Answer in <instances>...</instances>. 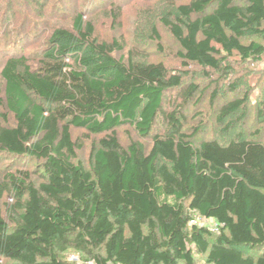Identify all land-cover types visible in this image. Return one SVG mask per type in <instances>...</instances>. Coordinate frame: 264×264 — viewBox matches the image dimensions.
<instances>
[{"label": "trees", "instance_id": "1", "mask_svg": "<svg viewBox=\"0 0 264 264\" xmlns=\"http://www.w3.org/2000/svg\"><path fill=\"white\" fill-rule=\"evenodd\" d=\"M180 58L220 70L232 59H264V0H189L175 21L162 20ZM120 41L100 42L82 14L55 29L37 65L24 56L4 63L0 157L33 159L32 173L0 175V264H264V144L235 139L200 145L184 132L181 111L167 114V132L150 150L124 148L115 130L153 131L164 94L182 79L163 63L125 62ZM73 59V61H71ZM189 89L188 96L197 92ZM244 105L229 103L224 118ZM107 134L94 164L77 163L71 128ZM15 203L4 215L5 195ZM194 213L220 226L191 224Z\"/></svg>", "mask_w": 264, "mask_h": 264}, {"label": "rangeland", "instance_id": "2", "mask_svg": "<svg viewBox=\"0 0 264 264\" xmlns=\"http://www.w3.org/2000/svg\"><path fill=\"white\" fill-rule=\"evenodd\" d=\"M189 0H0V94L4 95L5 82L1 69L10 57L24 56L30 65H37L50 48V38L55 29L72 28L76 15L82 14L91 21L100 42L120 41L124 51L116 54L125 62L163 63L171 74L182 79L180 88L164 94L161 110L153 131L142 137L133 125H124L115 130L121 145L127 148L139 143L150 150L154 137L167 132L166 116L182 109L184 132L199 133L194 142L214 140L227 144L235 139L253 140L264 144V59L260 62L229 60L220 70L202 69L184 64L180 58V46L162 20L175 21L176 8ZM252 40L261 41L258 38ZM73 61V59L71 60ZM197 86L190 98L189 89ZM244 101L236 112L221 118L224 108L232 102ZM2 119L12 122L7 109H0ZM76 144L77 163L91 170L99 141L107 134H93L85 128H71ZM28 171L32 180L42 182L40 162L6 160L0 157V175ZM15 203V198L5 195L1 205L6 209ZM198 224L202 219L197 213ZM207 227L213 228L210 220ZM197 264H207L195 253ZM72 263H82V257L70 253Z\"/></svg>", "mask_w": 264, "mask_h": 264}, {"label": "built area", "instance_id": "3", "mask_svg": "<svg viewBox=\"0 0 264 264\" xmlns=\"http://www.w3.org/2000/svg\"><path fill=\"white\" fill-rule=\"evenodd\" d=\"M210 221V220H207V219H204L202 218V223L201 224H198L196 219L195 220H192L191 221V224H195V225H198V226H201V227H207L206 223ZM209 228V227H208ZM220 229V226L218 224L215 223V225L213 226V228L211 229L212 231L214 232H218ZM77 264H80L79 262ZM84 264V263H83ZM86 264H95V262H88Z\"/></svg>", "mask_w": 264, "mask_h": 264}]
</instances>
